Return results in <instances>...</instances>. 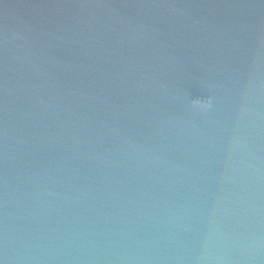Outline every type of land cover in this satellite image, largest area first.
Returning a JSON list of instances; mask_svg holds the SVG:
<instances>
[{"label": "water", "instance_id": "obj_1", "mask_svg": "<svg viewBox=\"0 0 264 264\" xmlns=\"http://www.w3.org/2000/svg\"><path fill=\"white\" fill-rule=\"evenodd\" d=\"M0 264H264V0H0Z\"/></svg>", "mask_w": 264, "mask_h": 264}]
</instances>
